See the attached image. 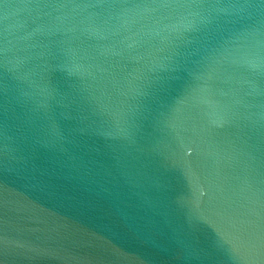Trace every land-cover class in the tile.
<instances>
[{"label": "water", "instance_id": "obj_1", "mask_svg": "<svg viewBox=\"0 0 264 264\" xmlns=\"http://www.w3.org/2000/svg\"><path fill=\"white\" fill-rule=\"evenodd\" d=\"M0 264H264V0H0Z\"/></svg>", "mask_w": 264, "mask_h": 264}]
</instances>
